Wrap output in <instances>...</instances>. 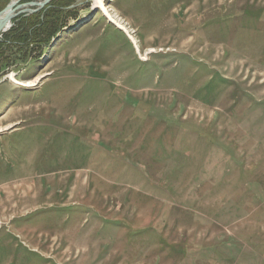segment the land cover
Instances as JSON below:
<instances>
[{
	"label": "rangeland",
	"instance_id": "obj_1",
	"mask_svg": "<svg viewBox=\"0 0 264 264\" xmlns=\"http://www.w3.org/2000/svg\"><path fill=\"white\" fill-rule=\"evenodd\" d=\"M95 3L0 75V264H264V0Z\"/></svg>",
	"mask_w": 264,
	"mask_h": 264
},
{
	"label": "trees",
	"instance_id": "obj_2",
	"mask_svg": "<svg viewBox=\"0 0 264 264\" xmlns=\"http://www.w3.org/2000/svg\"><path fill=\"white\" fill-rule=\"evenodd\" d=\"M47 10H43L40 13L44 16ZM40 16V14H32ZM30 15V16H32ZM30 16L21 17L20 19L13 22L11 27L3 32L0 36V75L4 74V68L7 66L9 61L15 56L17 59L23 57L26 54L28 47L29 34L24 29L26 21ZM43 21H41L42 23ZM44 24V23H43ZM29 25V24H28ZM42 26V24H41ZM40 44L48 42L49 37L47 36L45 29H41V35L39 36Z\"/></svg>",
	"mask_w": 264,
	"mask_h": 264
},
{
	"label": "water",
	"instance_id": "obj_3",
	"mask_svg": "<svg viewBox=\"0 0 264 264\" xmlns=\"http://www.w3.org/2000/svg\"><path fill=\"white\" fill-rule=\"evenodd\" d=\"M50 0L30 1L26 3H17L18 0H11L6 6L0 9V36L12 25V18L20 12H32L45 6ZM26 6H36L29 9ZM7 24V27L5 26Z\"/></svg>",
	"mask_w": 264,
	"mask_h": 264
},
{
	"label": "bare ground",
	"instance_id": "obj_4",
	"mask_svg": "<svg viewBox=\"0 0 264 264\" xmlns=\"http://www.w3.org/2000/svg\"><path fill=\"white\" fill-rule=\"evenodd\" d=\"M96 8H99L105 15L106 17L115 25H117L119 28L124 29L125 31L128 32L127 27L118 19V16H114L111 13H109L108 8L106 7V5L104 4V0H96V3L94 4ZM7 27V24L5 25ZM131 39L134 41V44L136 45L137 50H139L137 47V43L135 38L129 33ZM9 79L19 85L22 86H33L36 84V81L38 79H34V80H28V81H19L18 79L15 78V76L11 73L9 76Z\"/></svg>",
	"mask_w": 264,
	"mask_h": 264
},
{
	"label": "flooded vegetation",
	"instance_id": "obj_5",
	"mask_svg": "<svg viewBox=\"0 0 264 264\" xmlns=\"http://www.w3.org/2000/svg\"><path fill=\"white\" fill-rule=\"evenodd\" d=\"M11 0H0V2H3L4 4H3V6L1 7V8H3L4 6H6L9 2H10ZM30 1H40V0H18V2L17 3H26V2H30ZM53 1L54 0H50L45 6H43L42 8H40V9H42V11L44 10H48L50 7H52L53 6ZM26 7H28L29 9H34V8H36V6H26ZM0 8V9H1ZM39 10V9H38ZM38 10H36V11H32V12H20V13H17L13 18H12V24H13V22L14 21H16V20H18V19H20L21 17H26V16H30V15H32V14H35L36 12H39ZM11 27V26H10Z\"/></svg>",
	"mask_w": 264,
	"mask_h": 264
},
{
	"label": "crops",
	"instance_id": "obj_6",
	"mask_svg": "<svg viewBox=\"0 0 264 264\" xmlns=\"http://www.w3.org/2000/svg\"><path fill=\"white\" fill-rule=\"evenodd\" d=\"M3 2H0V8L3 6ZM5 118V115H3V116H0V121L1 120H3ZM10 121H8V122H5V123H9Z\"/></svg>",
	"mask_w": 264,
	"mask_h": 264
}]
</instances>
